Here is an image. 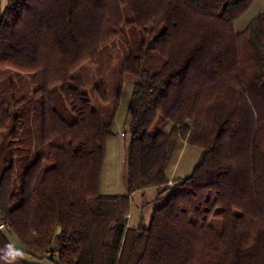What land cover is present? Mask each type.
Wrapping results in <instances>:
<instances>
[{"label":"trees","instance_id":"1","mask_svg":"<svg viewBox=\"0 0 264 264\" xmlns=\"http://www.w3.org/2000/svg\"><path fill=\"white\" fill-rule=\"evenodd\" d=\"M253 0H0V264H264V11ZM144 37L136 48L125 31ZM127 52L114 57V41ZM89 62L104 116L77 72ZM134 77L124 195L99 193L121 77ZM54 96L69 111L60 126ZM201 149L184 177L168 163ZM177 189L147 226L131 195ZM7 233H13L18 247Z\"/></svg>","mask_w":264,"mask_h":264},{"label":"rangeland","instance_id":"2","mask_svg":"<svg viewBox=\"0 0 264 264\" xmlns=\"http://www.w3.org/2000/svg\"><path fill=\"white\" fill-rule=\"evenodd\" d=\"M264 11V0H253L251 6L244 11L234 22V31L241 32L245 29L248 23L257 18ZM127 41L131 47L136 48L137 45L144 40L149 43V39L142 35L135 28H127L125 31ZM112 48L114 57L122 56L127 52V45L123 39L117 38ZM77 72L83 75L85 79V91L89 94L92 104L98 108L106 117L113 112V97L107 102H100L96 96L95 86L98 79L94 75V70L89 62H85L77 69ZM122 85L119 93L118 103L115 116L112 122L113 135L109 136L105 142V157L103 161L102 171L99 180V193L103 195H124L126 194L125 174H126V151L130 138L128 127V111L127 106L131 96L134 77L129 74H124L122 77ZM56 106L59 111L60 126L65 125L69 120V111L66 110L63 102L54 96ZM182 142L174 151L167 167V174L170 176L172 165L178 161L181 162L179 176H186L193 169L194 165L199 160V148L188 146L186 151L180 154ZM172 179V178H171ZM177 189V184L174 182L168 188L151 187L144 190L136 191L131 195L130 212L128 214V226L137 228L139 225L147 226L152 211L162 203ZM9 242L14 247H18L19 243L13 233H7ZM24 259L30 264H56V257L49 259L48 257L34 258L26 254ZM172 262L173 260H154L153 264H161L164 262Z\"/></svg>","mask_w":264,"mask_h":264},{"label":"crops","instance_id":"3","mask_svg":"<svg viewBox=\"0 0 264 264\" xmlns=\"http://www.w3.org/2000/svg\"><path fill=\"white\" fill-rule=\"evenodd\" d=\"M128 121H129V118H128ZM190 146L188 144H186L185 142H182V145H181V149H180V154H182L181 152H185L187 147ZM195 147V146H194ZM200 154H201V149L199 150V153L196 152V155L200 157ZM180 165H181V162L178 163V161H176L173 165H172V169H171V173H170V179H176V178H180L181 176H179V172H180ZM183 177V176H182Z\"/></svg>","mask_w":264,"mask_h":264},{"label":"built area","instance_id":"4","mask_svg":"<svg viewBox=\"0 0 264 264\" xmlns=\"http://www.w3.org/2000/svg\"><path fill=\"white\" fill-rule=\"evenodd\" d=\"M2 226H0V228H1Z\"/></svg>","mask_w":264,"mask_h":264}]
</instances>
